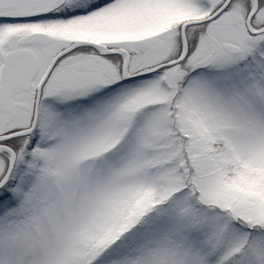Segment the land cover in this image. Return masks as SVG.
Masks as SVG:
<instances>
[{
    "label": "snow or ice",
    "instance_id": "snow-or-ice-1",
    "mask_svg": "<svg viewBox=\"0 0 264 264\" xmlns=\"http://www.w3.org/2000/svg\"><path fill=\"white\" fill-rule=\"evenodd\" d=\"M0 264H264V0H0Z\"/></svg>",
    "mask_w": 264,
    "mask_h": 264
}]
</instances>
